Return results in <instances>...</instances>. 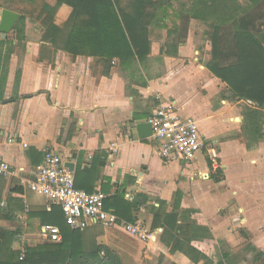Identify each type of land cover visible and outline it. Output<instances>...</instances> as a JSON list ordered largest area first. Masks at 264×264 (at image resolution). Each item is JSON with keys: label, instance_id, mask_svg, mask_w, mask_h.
Returning a JSON list of instances; mask_svg holds the SVG:
<instances>
[{"label": "crops", "instance_id": "0c3cea01", "mask_svg": "<svg viewBox=\"0 0 264 264\" xmlns=\"http://www.w3.org/2000/svg\"><path fill=\"white\" fill-rule=\"evenodd\" d=\"M71 13L62 5L57 22ZM197 21L184 39L171 21L168 29H152L150 54L129 70L117 59L73 56L45 41L40 20L29 16L22 38L14 30L0 33V71L8 72L0 93V154L11 165L9 176L0 178V227L18 231L14 251L22 256L29 246L62 243L63 230L61 241L44 237L46 225L69 234L65 223L43 220L58 204L28 187L45 152L54 150L64 164H74L78 188H101L109 198L123 194L136 211L135 221L122 219L152 235L145 243L121 226L90 223L80 242L70 241L76 251L105 246L123 264H264V109L228 98L227 84L206 66L208 24L196 29ZM159 30L166 36L155 43ZM170 43L178 46L169 52ZM157 95L197 121L220 165L206 154H198L194 167L166 161L152 134L139 137L136 125L150 121ZM109 198L105 209L114 213Z\"/></svg>", "mask_w": 264, "mask_h": 264}, {"label": "trees", "instance_id": "16d2710c", "mask_svg": "<svg viewBox=\"0 0 264 264\" xmlns=\"http://www.w3.org/2000/svg\"><path fill=\"white\" fill-rule=\"evenodd\" d=\"M16 2L22 5L21 10L13 7ZM62 5L72 8V13L59 24L56 14ZM0 7L20 14L14 27L19 38L25 33L29 16L40 20L45 41L61 44L73 56H96L112 62L117 59L119 66L127 70L137 62L144 63L150 54L152 29H168L171 21L173 31L177 30L184 39L192 20L205 22L209 28L207 53L211 55L206 66L227 84L229 99L249 100L264 109V0H57L55 6L46 0H2ZM10 46L7 44L9 51ZM177 46L170 43L167 47L170 52L171 47ZM7 75L3 68L1 95ZM109 199L115 214L135 221V204L125 200L121 193ZM58 206L61 211L56 207L43 220L57 225L65 223L69 234L61 229L63 242L29 246L21 256V252L12 249L18 231L8 232L0 227V264H123L119 254L105 246L89 254L81 248L76 251L73 243L80 242V230L67 225Z\"/></svg>", "mask_w": 264, "mask_h": 264}, {"label": "built area", "instance_id": "2783aa9c", "mask_svg": "<svg viewBox=\"0 0 264 264\" xmlns=\"http://www.w3.org/2000/svg\"><path fill=\"white\" fill-rule=\"evenodd\" d=\"M156 100L158 103L149 122L152 125V137L159 143L158 153L161 158L166 161H183L194 167L198 154H206L213 165L217 164L218 151L201 134L197 121L184 117L173 101H166L160 95L156 96ZM249 103L258 107L252 101ZM112 150L118 151L117 148ZM10 173V163L0 154V178H5ZM192 175L196 177L198 172L195 170ZM28 187L32 192L60 205L66 223L72 230L81 231L90 223H97L105 228L121 226L145 243L152 239V235L141 223L128 222L105 209V201L112 196L111 193H105L101 188L92 192L78 188L73 172L65 166L61 155L54 150L45 152L42 163L36 169V180ZM24 215L21 219L26 217ZM42 230L44 237L49 240L61 241V230L58 226L46 225Z\"/></svg>", "mask_w": 264, "mask_h": 264}, {"label": "water", "instance_id": "95a60500", "mask_svg": "<svg viewBox=\"0 0 264 264\" xmlns=\"http://www.w3.org/2000/svg\"><path fill=\"white\" fill-rule=\"evenodd\" d=\"M19 18L20 14L18 12L7 8L3 9L0 18V33L9 34L12 32ZM136 129L141 139L150 136L153 131L150 122H140L136 125ZM65 166L68 167L69 170L74 169V164L71 162L66 163Z\"/></svg>", "mask_w": 264, "mask_h": 264}, {"label": "rangeland", "instance_id": "374dc122", "mask_svg": "<svg viewBox=\"0 0 264 264\" xmlns=\"http://www.w3.org/2000/svg\"><path fill=\"white\" fill-rule=\"evenodd\" d=\"M2 0H0V2H1ZM241 1H243V0H241ZM13 7L16 9L17 8V10H21L23 7H22V5L21 4H19V3H14L13 4ZM26 10H29V7L26 9ZM32 16H34V15H32ZM171 24V23H170ZM195 24H197V25H195L194 27L197 29V27H198V24H201V27H203V25H204V23L203 22H199V21H197V22H195ZM204 28H206V26L204 25ZM165 36H166V33H165V31H155V32H153V34H152V37H153V41L155 42V43H157V42H159L162 38H165ZM159 40V41H158ZM221 160V159H220ZM218 163V165H220L219 163V161L217 162ZM205 166V164H204V161H203V158L201 157L200 158V168H202L203 170H204V166ZM197 177H199V175L197 176ZM197 179V178H196Z\"/></svg>", "mask_w": 264, "mask_h": 264}]
</instances>
